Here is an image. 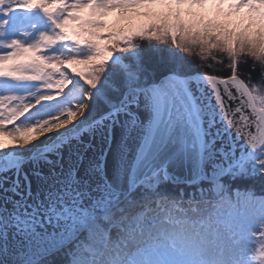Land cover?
Wrapping results in <instances>:
<instances>
[{
  "label": "snow or ice",
  "instance_id": "obj_1",
  "mask_svg": "<svg viewBox=\"0 0 264 264\" xmlns=\"http://www.w3.org/2000/svg\"><path fill=\"white\" fill-rule=\"evenodd\" d=\"M0 264H264V0H0Z\"/></svg>",
  "mask_w": 264,
  "mask_h": 264
},
{
  "label": "rangeland",
  "instance_id": "obj_2",
  "mask_svg": "<svg viewBox=\"0 0 264 264\" xmlns=\"http://www.w3.org/2000/svg\"><path fill=\"white\" fill-rule=\"evenodd\" d=\"M114 16H115V14H113V17H110V19H111V20H114ZM123 23H124V24H127L128 21H124ZM121 26H122V25H121ZM10 142H11V141H9V143H10Z\"/></svg>",
  "mask_w": 264,
  "mask_h": 264
},
{
  "label": "bare ground",
  "instance_id": "obj_3",
  "mask_svg": "<svg viewBox=\"0 0 264 264\" xmlns=\"http://www.w3.org/2000/svg\"><path fill=\"white\" fill-rule=\"evenodd\" d=\"M11 143V142H10Z\"/></svg>",
  "mask_w": 264,
  "mask_h": 264
}]
</instances>
